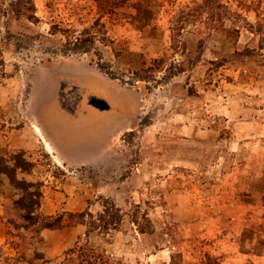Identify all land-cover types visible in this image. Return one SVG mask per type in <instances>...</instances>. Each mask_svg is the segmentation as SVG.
Returning <instances> with one entry per match:
<instances>
[{"label":"rangeland","instance_id":"374dc122","mask_svg":"<svg viewBox=\"0 0 264 264\" xmlns=\"http://www.w3.org/2000/svg\"><path fill=\"white\" fill-rule=\"evenodd\" d=\"M136 1L0 0V157L23 165V187L0 175V264H80L85 247L93 264H264V0H221L250 25L228 38L197 23L174 42L200 0H150L146 26ZM80 74L109 81L117 109L88 105ZM47 77L58 109L111 121L67 165L38 143ZM36 191L57 227L23 219ZM107 203L122 220L102 233Z\"/></svg>","mask_w":264,"mask_h":264},{"label":"trees","instance_id":"16d2710c","mask_svg":"<svg viewBox=\"0 0 264 264\" xmlns=\"http://www.w3.org/2000/svg\"><path fill=\"white\" fill-rule=\"evenodd\" d=\"M125 2H127V0H124V3ZM27 4H29V7L26 11L31 12L33 8L32 0H28ZM151 5L150 0H137L132 7L135 11L133 21L142 26L148 25L154 19L153 7ZM29 18H33V14ZM226 22H229L232 27L226 28ZM197 23H201L213 32L227 38L230 37L231 34L236 33L239 27L244 28L245 26H250L240 14L232 12L221 0H200L199 2H193L190 6L180 9L172 19L170 27L171 41H176L180 36V32L187 26ZM239 24L241 25L239 26ZM16 169H23V165L14 164L10 166L8 161L0 157V175L7 178L12 187L20 188V186H23L15 179ZM27 196L30 198L28 202L19 199L15 204L23 212V219L30 227L38 225L41 229H52L62 222L63 216L58 215L55 218L49 217L45 219V217L39 213V198L41 196L39 191L29 193ZM31 197H35L36 199L33 200ZM102 208V213L97 217V220L101 221V224L98 225V229H100L102 233L115 230L122 220L120 210L112 203L102 205ZM84 215L90 216L88 213L78 214L77 216L83 217ZM51 220H54V223L51 222ZM42 221L44 222L42 223ZM39 222H41V224ZM79 250L83 253V259L80 264H93L97 262L91 249L85 247L79 248ZM85 252L92 254V256H89Z\"/></svg>","mask_w":264,"mask_h":264},{"label":"crops","instance_id":"0c3cea01","mask_svg":"<svg viewBox=\"0 0 264 264\" xmlns=\"http://www.w3.org/2000/svg\"><path fill=\"white\" fill-rule=\"evenodd\" d=\"M78 77L80 79L75 80V82L82 88L91 90L92 98L108 105L106 109L110 107V103L114 110L117 109L111 101L109 93L104 91V88L107 91L110 88L109 81L102 77L95 82L94 80H88L81 74ZM41 86H43L44 90H40L38 98L40 99L39 104L43 109L41 122H39L38 126H35V129L40 131V135L37 134L39 145L53 162L59 161V163L64 165L70 163V159L88 157L93 150L98 149L100 142H103L101 137L105 131H107V134L110 132L111 121L103 122L100 125L99 121H95L94 117H92L94 110L91 112L83 111V114L78 117L73 115L72 112L60 110L53 103V84L50 78H44ZM125 107H121L120 110L124 109L123 111H125ZM100 112L101 110L97 111L98 114ZM94 127L96 128L95 133H93ZM47 147L50 148L49 152L46 150Z\"/></svg>","mask_w":264,"mask_h":264},{"label":"flooded vegetation","instance_id":"af4514ba","mask_svg":"<svg viewBox=\"0 0 264 264\" xmlns=\"http://www.w3.org/2000/svg\"><path fill=\"white\" fill-rule=\"evenodd\" d=\"M79 102H80V100H79ZM88 105H90V106H92V107H95V106H97V107H100L99 109H103V106H104V104L102 103V102H99V101H96L95 99H89L88 100ZM97 121H99V120H97ZM106 120H104V122H105ZM107 122V121H106ZM100 123V122H99Z\"/></svg>","mask_w":264,"mask_h":264}]
</instances>
